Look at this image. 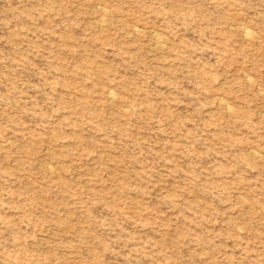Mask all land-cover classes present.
Instances as JSON below:
<instances>
[{
    "label": "rangeland",
    "instance_id": "rangeland-1",
    "mask_svg": "<svg viewBox=\"0 0 264 264\" xmlns=\"http://www.w3.org/2000/svg\"><path fill=\"white\" fill-rule=\"evenodd\" d=\"M0 264H264V0H0Z\"/></svg>",
    "mask_w": 264,
    "mask_h": 264
},
{
    "label": "bare ground",
    "instance_id": "bare-ground-1",
    "mask_svg": "<svg viewBox=\"0 0 264 264\" xmlns=\"http://www.w3.org/2000/svg\"><path fill=\"white\" fill-rule=\"evenodd\" d=\"M101 21H102V20H101ZM104 22H105V21H104ZM245 32H246V30H245ZM247 32L249 33V32H251V31H247ZM247 32H246V36L249 35V34H247ZM158 38H159V37H158ZM160 43H161V42H160ZM156 44H159V43H156ZM111 95H112V94H111ZM114 98H115V97H114Z\"/></svg>",
    "mask_w": 264,
    "mask_h": 264
}]
</instances>
